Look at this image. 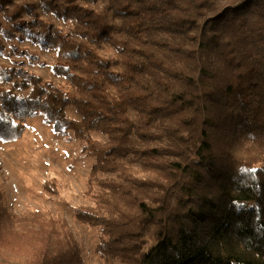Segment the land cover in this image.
I'll return each mask as SVG.
<instances>
[{"label":"trees","instance_id":"16d2710c","mask_svg":"<svg viewBox=\"0 0 264 264\" xmlns=\"http://www.w3.org/2000/svg\"><path fill=\"white\" fill-rule=\"evenodd\" d=\"M0 33L53 50L62 81L0 67V140L41 113L81 142L74 213L102 264H264V0H0ZM0 255L84 263L65 219L15 213L1 184Z\"/></svg>","mask_w":264,"mask_h":264},{"label":"rangeland","instance_id":"374dc122","mask_svg":"<svg viewBox=\"0 0 264 264\" xmlns=\"http://www.w3.org/2000/svg\"><path fill=\"white\" fill-rule=\"evenodd\" d=\"M43 18L64 32L73 26L72 21L52 14H44ZM53 58V50H44L36 42L19 38L18 33L14 37L0 33V67L21 66L61 83L51 73ZM68 114L74 116L71 110ZM26 124L19 139L0 140V184L6 204L20 215L39 209L65 219L78 241L83 264H102L94 252L99 228L78 221L74 213L75 206L84 202L82 192L91 159L81 152V142L56 133L41 113L29 118ZM95 137L103 139L99 135ZM45 180H55L59 193L44 191ZM1 261L0 255V264H3Z\"/></svg>","mask_w":264,"mask_h":264}]
</instances>
